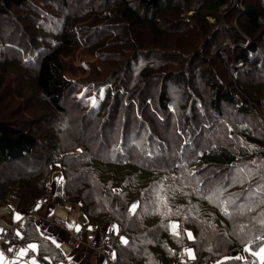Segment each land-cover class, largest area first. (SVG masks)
<instances>
[{
  "label": "trees",
  "instance_id": "1",
  "mask_svg": "<svg viewBox=\"0 0 264 264\" xmlns=\"http://www.w3.org/2000/svg\"><path fill=\"white\" fill-rule=\"evenodd\" d=\"M116 1L100 0L83 13L86 19L90 18V28L101 35L91 39L94 45L90 52L104 57L115 48L121 49L122 60L129 58L123 74H132V81L128 82L131 91H139L147 82L168 74L169 80L184 82L189 89L182 93L179 110L183 114L177 125H186L189 142L198 137L199 133L194 135L197 128L202 132L210 130L209 135L200 139L202 147L196 150L183 145L174 133V139L169 135V139L166 135L167 139L153 138L150 133L141 138L139 134L132 137L133 143L115 146L113 138L105 141L100 131L98 136L78 132L80 137H68L67 132L75 129L67 114L66 124H60L56 132L54 146L30 163L27 158L38 147L43 148V139L32 127L39 117L26 120L21 114L26 101L25 94L19 93L15 101H7L9 108L0 107V172L12 164L22 169L21 174H14L13 181L2 184L0 211L12 214L11 208L35 210L53 178V167L58 165L62 172L58 203L69 205L71 211L78 209L85 218L82 229L88 223L103 227L111 221L119 227L118 234L126 237V244L120 242L118 235L115 237L118 256L113 264H174L184 248L192 249L195 259L182 253L186 259L179 258L178 264H209L213 258L218 264H256L252 252L264 245V84L259 89L247 87L239 77L244 67L264 77V0L245 4L240 0L234 4L232 0ZM27 3L29 0H0V14H10L13 8L23 9ZM78 18L75 11L63 15L58 23L61 28L53 33L58 39L55 43L43 42L45 49L36 61L17 56L22 65L28 64L22 75H17L18 84H25L31 95L49 103L56 113H66L63 99L76 90V83L66 77L63 58L82 45L76 25L84 18ZM183 25L192 30L184 34L179 31ZM131 26L140 30V38L132 40L130 34L117 32ZM1 36L0 95L10 88L13 73L11 64L5 65L9 59L2 56L10 51ZM127 36L130 47L124 46ZM16 49L19 54L26 51L22 46L16 45ZM38 49L39 46L36 50L30 48L29 54ZM146 58L148 61L144 62ZM176 58L180 61L170 66ZM218 65L223 78L216 72ZM121 75L119 72L110 86L97 90L90 101V112L98 116L111 107L113 116H118L120 99L127 92ZM197 78L206 82L201 96L196 93L201 89L195 83ZM165 90L161 89L157 100L141 98L130 103L131 111L144 108L140 115L145 118L146 110L151 111L157 103L156 116L168 124V117L176 111ZM76 102L83 115L87 114L81 101ZM201 117L209 120V127L198 125ZM127 128L123 129V136ZM82 147L79 154H67ZM175 223L177 234L171 228ZM17 229L22 236L12 241L35 244L36 256L47 255L53 264H82L55 245L46 224L35 217L25 216ZM188 230L193 232L191 241Z\"/></svg>",
  "mask_w": 264,
  "mask_h": 264
},
{
  "label": "rangeland",
  "instance_id": "2",
  "mask_svg": "<svg viewBox=\"0 0 264 264\" xmlns=\"http://www.w3.org/2000/svg\"><path fill=\"white\" fill-rule=\"evenodd\" d=\"M100 0H29V3H27L23 9L20 8H13L10 14H0V36L1 32L3 31V35L1 36V40H3L6 43V48L10 52H6V54L2 53V56H5V59H9V62L5 65H9L10 70L13 71L11 75V82L8 84L9 89H5L4 94L0 95V107L6 106L9 108V104H7V101L11 99L15 101L17 99V96H19V93L25 94V101L24 107H22L20 111L21 114H24V117L27 119H30L31 117H39L38 120H35V124L33 129H38L41 137L43 140H41L43 148H37L35 151V154L31 157H28V162L32 163L34 161H37L38 154H44L46 155L47 150H50L54 146L56 132L61 124H66V115L68 114L70 118L71 128H74L75 131H71V129L67 132L69 135L68 137L72 136L74 138L80 137V134L86 133L89 135H99V131L103 133V137H105V141L107 139L113 138L115 141V146L122 144V146H126L128 144L133 143L132 137L135 135H139L141 138L148 137L149 133L151 134L153 138L159 136L161 138H166L164 135H166L172 139H174V134L181 140L183 145H189V148L191 150H196L197 147H202L201 138L207 137L209 135L210 130H204L202 132L201 128L198 130V128L195 130V134H198L199 139L194 138L191 142H189V136L188 133H186V125L179 124V127L177 125L178 122H180L179 118L183 114L182 111L179 110L180 104L182 102V93L186 89L188 85L183 84L181 80L168 77V75L159 76L157 78H154L152 81L147 82L142 89L137 91L138 89L130 90V86H128V82L132 81V77L127 75V73L123 74V69L125 68L128 59L123 61V54L121 49L115 48L116 51L114 52H108L104 57H99L100 55L96 54V52L91 53L90 49L93 47V42H91L95 39L100 38L99 31L96 29L90 28V18L86 19L83 16V13H88V9L94 4L98 3ZM120 0H117L116 2L119 3ZM242 4H245L246 2H253L256 3L258 0H240ZM115 3V2H114ZM237 3L236 0H232V4ZM112 5L115 6V4L112 3ZM241 5V4H240ZM29 7H31L29 11ZM72 11H75L78 15L77 20H86L80 23H76L78 26V29L80 31V39L82 45L79 46L72 54H70L67 57L63 58V62L65 65V73L67 79L72 81V83H76V90L74 92H69L63 99L62 107L66 110V113H56L53 110L52 106L49 105V103L45 101H41L40 98H38L36 95H31V89H28L24 85H19V75H22V70L25 69V65H28L26 62L25 65H22V61L18 60L17 56L20 58L22 56L25 58L26 61H36V57L38 56L39 52L43 51L45 48V44L43 46V42L47 43H55V40L58 38L53 36V33H58L57 30L61 28V25L59 27V24L61 22V19L63 15H66L68 13H71ZM192 12L189 13L191 15ZM34 17H36V20H34ZM211 22H214L215 20L212 18H209ZM35 25L37 28H41L48 32V34H45L44 32L36 31ZM34 30H33V29ZM192 30L191 26L183 25L179 28V31H182L184 34L189 33ZM170 31V30H168ZM172 31V30H171ZM117 32H125L126 34H130V37L132 40L136 38H140L142 34L140 33V30L138 28H135L134 26H131L129 29L117 30ZM141 34V35H140ZM33 35V36H32ZM105 35H108L107 33ZM126 37L124 46L130 47V40ZM9 40L5 41V38ZM34 37V38H33ZM47 38V40L44 39ZM97 37V38H96ZM36 38V39H35ZM39 38V39H37ZM43 38V39H42ZM42 39V40H41ZM228 42V40H227ZM9 43V44H8ZM121 43V41H120ZM129 43V44H128ZM232 43V42H228ZM16 45L18 48L22 46L26 51H21L20 54L17 52ZM223 45V44H220ZM11 46V47H8ZM26 46V47H25ZM39 46V49L37 52L33 55L29 54L30 48L36 50V47ZM42 46V48H41ZM47 46V45H46ZM91 46V47H90ZM30 47V48H29ZM29 48V49H28ZM6 50V51H7ZM24 54V56H23ZM99 57V58H98ZM32 58V59H31ZM38 58V57H37ZM149 58V57H148ZM4 59V58H3ZM4 59V60H5ZM175 60V61H174ZM172 63H170V66L172 64H176V62L180 61V58L174 59ZM148 59L146 58L144 62H147ZM150 61H154L153 58H151ZM18 66L16 65V63ZM142 65V62L139 63ZM174 69H176L175 66H173ZM34 68H31V73ZM122 69V70H120ZM220 71L219 65L216 67V72ZM120 72L121 79H122V85L126 89V94L123 95L120 99L122 102V106L119 109L118 116H113V109L108 108L106 113H103L101 115L96 116V113L90 112L91 108V99L94 100L92 97H95L97 94V90L102 87L103 85L110 86L111 81L113 79H116L118 76V73ZM222 72V70L220 71ZM15 73V74H14ZM171 73V72H170ZM240 82L242 84L246 85L247 87H254L255 89H259L260 86L264 84V77L260 74L250 73V70H248L246 67L240 69ZM167 74V73H166ZM219 74V73H218ZM18 75V76H17ZM220 75V74H219ZM223 75V74H222ZM221 76V75H220ZM120 77V76H119ZM204 78L202 75L200 78ZM223 78V76H221ZM227 77V76H226ZM189 79V78H188ZM196 85H199L198 87L201 88L200 95L197 93V96H201L205 92L202 91V88L206 86V82L204 80H200L199 78L195 79ZM31 83V82H30ZM19 86H23L19 88ZM166 88V92L168 97L170 98L171 102V108L176 111L174 116L168 117V124H165V122L160 120L156 115L155 111L159 109V105H156L151 109V111L148 109L146 110L145 118H143L140 114L144 111V108L141 110L134 109L131 111V106H129L130 103H137V99L143 98L146 100V98L156 97L155 100L160 95L161 89ZM207 91L209 87L207 86ZM128 90L130 92H128ZM199 90V89H197ZM207 94V92H206ZM136 97V98H135ZM205 99L208 101V96L204 95ZM24 98V97H23ZM201 98V97H200ZM81 101V104L84 105L85 111L87 114L83 115V111L80 110L81 105L77 104L78 101ZM21 103L23 102L22 99H20ZM143 101V100H142ZM157 102V101H154ZM114 102L111 103V105L114 106ZM42 105V106H41ZM110 105V106H111ZM38 108V109H36ZM259 109V108H258ZM19 112V113H20ZM152 112V113H151ZM260 112V111H259ZM33 113L34 115H32ZM154 113V114H153ZM20 114V115H21ZM91 114V115H90ZM68 117V118H69ZM112 117V118H111ZM170 118V119H169ZM69 120V119H68ZM63 121V122H62ZM208 119L205 117H201L199 126L203 127H209ZM69 122V121H68ZM30 125L31 123L28 122ZM27 125V124H25ZM29 125V126H30ZM128 127L125 130V136H123L122 131L125 127ZM28 127V126H27ZM171 129V130H170ZM179 129V130H178ZM152 130V131H151ZM198 131V132H197ZM80 132V134L78 133ZM152 132H154V135H152ZM180 132H185V136L183 133L180 134ZM189 132V131H188ZM79 135H78V134ZM174 133V134H173ZM78 136V137H77ZM168 137V139H169ZM185 138L187 139V142L185 141ZM85 139V138H84ZM167 139V138H166ZM197 139V140H196ZM88 140V139H87ZM86 140V141H87ZM85 141V143H86ZM90 141V139H89ZM100 141V140H98ZM126 141V142H125ZM171 142V140H170ZM114 144V143H113ZM112 144V145H113ZM98 145V143L95 145V147ZM120 147V146H119ZM123 148V147H122ZM43 149V150H42ZM121 150V149H120ZM123 150V149H122ZM43 151V152H42ZM83 151L82 148H77L74 151L67 152V154H79ZM37 154V155H36ZM35 168V166L33 167ZM55 169L53 178H51L50 183H48L47 191L42 197V201L39 202L38 206L35 210L26 212L20 208H14L12 210V214L7 213L6 211H0V222L4 223L6 226H2V228H6L9 225H15V227H18L19 222H23L25 219V216H33L35 217L39 222L45 223L47 227V233L52 236L53 241L55 245L60 243L61 240H66L67 237H69L70 244L65 242L62 245L63 251L66 253V255H69L71 253V257L75 259L77 262L78 260L82 262V264H97L98 255L95 254V251H90V247L84 244H77L78 239L72 235H70L68 232L64 231V229H61L60 227H49V222L51 223L56 218H65L67 221H69L71 224L74 225L72 229L73 234H77L79 231L76 230L77 227L79 229H82L83 223L85 222V218L82 217V215H79L78 209L71 211L70 206L64 203H58V196L60 194L62 183H61V177L62 172L61 168L57 165L53 167ZM22 169L18 165H9V168H1L0 172V189L2 184H6V182L13 181L15 178L14 174H21ZM10 183V182H7ZM9 210V209H7ZM19 217V218H17ZM55 217V218H54ZM109 226L108 232L112 231V234L114 238L118 235V238L120 242H124L126 240V237L122 234H118L119 227L111 222L108 221L106 223ZM177 225V223H175ZM90 224L88 225V227ZM103 226V228L105 227ZM101 227H98V231L91 230L89 227V231L86 234V238L84 242H87L90 240V237L94 238L97 233L99 232ZM178 227L175 230L178 231ZM18 232H20L17 229ZM91 232V233H90ZM192 233V230H188L187 233ZM20 236L21 232L19 233ZM10 236V235H9ZM15 237H20L19 235H13ZM188 237V235H187ZM22 238V237H21ZM68 239V238H67ZM189 239V237H188ZM193 239V238H192ZM192 239H189L190 241ZM264 247V245L262 246ZM6 249H12L11 253L13 255L20 252V250H31L35 255L36 253L28 248L27 243H16L15 241H12L9 243L8 246H5ZM189 249V248H188ZM187 248H184L182 253L187 255ZM192 250V249H191ZM259 251V250H258ZM257 251V252H258ZM115 252V259H117V249L114 245L113 253ZM193 252V251H192ZM1 253V252H0ZM182 253L179 254L178 262L180 261L179 258L181 257ZM33 254V256H34ZM35 257V256H34ZM38 258H41L42 256H36ZM49 260V264H53L52 260L46 255L43 256ZM188 258V257H187ZM114 259V260H115ZM186 259V258H185ZM113 260V261H114ZM183 260V259H181ZM212 261L209 262V264L213 263L215 259H211ZM256 264H264V261H261L258 256H256ZM177 260L174 261V264ZM3 262H6V258L3 259ZM177 262V263H178ZM2 263V262H0ZM4 264V263H2Z\"/></svg>",
  "mask_w": 264,
  "mask_h": 264
},
{
  "label": "built area",
  "instance_id": "3",
  "mask_svg": "<svg viewBox=\"0 0 264 264\" xmlns=\"http://www.w3.org/2000/svg\"><path fill=\"white\" fill-rule=\"evenodd\" d=\"M11 210H14V208H11ZM55 218V217H54ZM49 227H60L61 229H64V231L68 232L70 235L76 237L78 239L77 244H86L90 247V251H95V254L98 255L97 264H113V260L115 257V252L113 253V248L115 245V238L111 232H108L107 229H109V226H105L104 228L101 227L97 235L92 238L90 237V240L87 242H84L86 238V234L91 230L98 231V227L93 226H86L85 229H81L77 234H72V229L74 227L73 224H71L69 221H67L64 218H56L51 223L49 222ZM107 228V229H105ZM19 233L17 231V228L15 225H9L6 228H2L0 230V252L3 253L4 258H6V262H3L4 264H32V262L28 259L30 256H33V252L31 250H26V254H21V250L19 253L13 255L11 251H8V249L5 248V246H8L11 240L13 239V235H17ZM91 233V232H90ZM10 235V236H9ZM25 251V250H24ZM115 257V258H113ZM185 255H181L180 260L184 259ZM178 261L175 262V264ZM0 263V264H2ZM211 264H218L216 261H213Z\"/></svg>",
  "mask_w": 264,
  "mask_h": 264
},
{
  "label": "snow or ice",
  "instance_id": "4",
  "mask_svg": "<svg viewBox=\"0 0 264 264\" xmlns=\"http://www.w3.org/2000/svg\"><path fill=\"white\" fill-rule=\"evenodd\" d=\"M135 209H136V206L134 205L133 208H132V211L135 212ZM17 218H19V217H17ZM177 227H178V225H176V224H172L171 225V228H172L174 234H177L176 231H175L177 229ZM76 230L80 231L79 227H77ZM17 235H20V234L17 233ZM187 235H188L189 239L193 238L192 237V233L189 232V233H187ZM53 242L55 243V241H53ZM124 243L126 244L127 241L125 240ZM57 246H59V245H57ZM36 247L37 246L35 244L28 245V248L32 249L33 251L36 250ZM11 250L12 249H8V251H11ZM245 251H249V249H245ZM21 254L23 255V254H26V253H25L24 250H21ZM187 255H188L189 258L195 259V256H194V254H193L191 249L187 250ZM252 255H256V256H258L260 258L261 261H264V247H260L258 252L253 251ZM113 258H115V257H113ZM3 259H4L3 253H0V262H2ZM237 259H239V257H237ZM33 264H35V261H33Z\"/></svg>",
  "mask_w": 264,
  "mask_h": 264
},
{
  "label": "crops",
  "instance_id": "5",
  "mask_svg": "<svg viewBox=\"0 0 264 264\" xmlns=\"http://www.w3.org/2000/svg\"><path fill=\"white\" fill-rule=\"evenodd\" d=\"M6 225L4 223L0 222V230L2 229V226H6ZM67 238H66V240H61L60 243H58V245H60L62 247L63 243H65V242L70 244L69 237H67ZM67 256L71 257V253ZM30 261L32 262V264H33V261H35V264H49V260L43 256L41 258L35 257V258L31 259Z\"/></svg>",
  "mask_w": 264,
  "mask_h": 264
}]
</instances>
